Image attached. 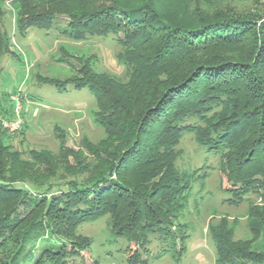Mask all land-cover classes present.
<instances>
[{
    "label": "trees",
    "instance_id": "obj_1",
    "mask_svg": "<svg viewBox=\"0 0 264 264\" xmlns=\"http://www.w3.org/2000/svg\"><path fill=\"white\" fill-rule=\"evenodd\" d=\"M15 4L21 35L32 28L50 31L56 18L65 19L60 35L75 42L112 35L127 77L84 63L69 78L40 80L59 93L88 90L95 100L93 121L105 134L98 143L84 141L77 151L62 144L57 157L23 154L0 128V264L81 259L89 242L77 227L104 217L110 218V235L126 241L127 264H148L140 253L147 252L150 236L168 243L155 259L175 252L177 244L176 255H182L187 236L176 221L202 170L176 168L184 134L219 157L228 204L239 205L250 194L260 200L247 209L249 240H234L225 219L209 225L215 264H264V3ZM9 40L0 28V63L15 56ZM0 115L10 119L11 109L0 107ZM259 241L262 248L255 249Z\"/></svg>",
    "mask_w": 264,
    "mask_h": 264
},
{
    "label": "rangeland",
    "instance_id": "obj_2",
    "mask_svg": "<svg viewBox=\"0 0 264 264\" xmlns=\"http://www.w3.org/2000/svg\"><path fill=\"white\" fill-rule=\"evenodd\" d=\"M15 3L16 0H0V28L15 52V56H4L0 63V107L12 110L14 102L10 96L18 95L26 117L20 132L11 135L8 143L18 153L48 152L57 157L62 144L66 149L77 151L84 141L100 142L105 134L93 121L95 100L88 90L69 88L68 92L59 93L40 80L69 78L84 63L93 71L126 80V68L116 57L121 49L112 35L84 42L60 35L65 28L64 18H56L57 24L50 31L32 28L21 35L15 27ZM176 149L178 170L190 174L202 169L192 180L187 204L176 221L185 226V250L182 255H176L180 248L177 244L173 255L170 252L155 259L168 243L150 236L147 252L140 253V257L148 264H215L209 225L225 219L233 227L234 240H249L252 234L247 209L260 200L250 194L239 205L228 204L226 200L231 195L221 184L224 179L219 170V157L198 145L194 135L184 134ZM109 222L110 218L104 217L78 226L76 233L88 240L89 248L81 253V259L68 258L67 264H127L126 241L110 235ZM254 248L261 249L262 243L259 241Z\"/></svg>",
    "mask_w": 264,
    "mask_h": 264
},
{
    "label": "built area",
    "instance_id": "obj_3",
    "mask_svg": "<svg viewBox=\"0 0 264 264\" xmlns=\"http://www.w3.org/2000/svg\"><path fill=\"white\" fill-rule=\"evenodd\" d=\"M10 100L14 102V106L11 110L12 117L7 119L0 115V128L9 135H14L19 133L22 129L24 125V115L19 96L11 95Z\"/></svg>",
    "mask_w": 264,
    "mask_h": 264
},
{
    "label": "crops",
    "instance_id": "obj_4",
    "mask_svg": "<svg viewBox=\"0 0 264 264\" xmlns=\"http://www.w3.org/2000/svg\"><path fill=\"white\" fill-rule=\"evenodd\" d=\"M25 117H26V115H24V120H25Z\"/></svg>",
    "mask_w": 264,
    "mask_h": 264
}]
</instances>
